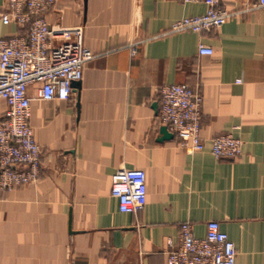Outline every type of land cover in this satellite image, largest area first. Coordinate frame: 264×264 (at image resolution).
<instances>
[{"label":"crops","instance_id":"0c3cea01","mask_svg":"<svg viewBox=\"0 0 264 264\" xmlns=\"http://www.w3.org/2000/svg\"><path fill=\"white\" fill-rule=\"evenodd\" d=\"M254 3L222 0L234 15L201 33L169 29L203 15V2L57 0L44 13L54 46L74 39L62 31L80 28L95 57L68 101H42L37 84L28 88L41 174L0 189V264H166L183 223L205 238L211 221L234 243L236 264H264V8ZM15 35L27 29L0 21V39ZM200 45L213 54H199ZM167 84L203 97V151L162 138ZM6 107L0 99V117ZM219 134L243 141L241 155L216 159L210 144ZM120 169L146 174L138 212H120L111 194Z\"/></svg>","mask_w":264,"mask_h":264},{"label":"built area","instance_id":"2783aa9c","mask_svg":"<svg viewBox=\"0 0 264 264\" xmlns=\"http://www.w3.org/2000/svg\"><path fill=\"white\" fill-rule=\"evenodd\" d=\"M222 0H183L207 5L203 15L175 21L170 33H201L224 25L234 15L221 6ZM57 0H6L0 5V21L27 29L26 36L0 39V99L6 110L0 117V189L14 190L37 181L41 174L42 149L30 124L31 101L28 88L37 84V98L68 101L72 83L81 81L86 63L95 57L83 43V31H71L74 39L54 46L57 34L44 13ZM253 8H264V0H255ZM199 54L212 55L213 49L199 46ZM135 54V49H133ZM203 97L187 84H167L159 88L158 122L167 127L189 152L205 149L201 137ZM243 141L232 134L211 139L210 151L216 159H234L241 155ZM146 174L141 169H120L111 177V194L119 211L135 213L147 200ZM166 264H236V249L219 223L207 224L205 238L194 235L188 222L181 225L177 249L167 253Z\"/></svg>","mask_w":264,"mask_h":264},{"label":"water","instance_id":"95a60500","mask_svg":"<svg viewBox=\"0 0 264 264\" xmlns=\"http://www.w3.org/2000/svg\"><path fill=\"white\" fill-rule=\"evenodd\" d=\"M72 86L74 89L79 90L80 87V81L72 83ZM162 138L163 139H171L173 138V134L168 131L167 127L163 126L161 128Z\"/></svg>","mask_w":264,"mask_h":264}]
</instances>
